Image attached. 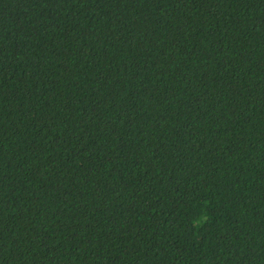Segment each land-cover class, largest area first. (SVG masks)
<instances>
[{"label":"trees","instance_id":"obj_1","mask_svg":"<svg viewBox=\"0 0 264 264\" xmlns=\"http://www.w3.org/2000/svg\"><path fill=\"white\" fill-rule=\"evenodd\" d=\"M0 264H264V0H0Z\"/></svg>","mask_w":264,"mask_h":264}]
</instances>
